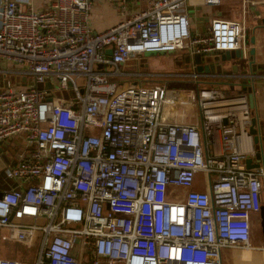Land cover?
Instances as JSON below:
<instances>
[{
    "label": "built area",
    "instance_id": "obj_1",
    "mask_svg": "<svg viewBox=\"0 0 264 264\" xmlns=\"http://www.w3.org/2000/svg\"><path fill=\"white\" fill-rule=\"evenodd\" d=\"M108 1L120 18L95 31L92 0H0V143L22 144L1 168L0 229L26 248L4 245L0 231V264L28 260L37 229L32 264H221L224 249L263 253L253 229L264 168L246 167L233 147L249 122L246 99L243 111L222 109L213 104L238 97L171 80L118 86L140 74L119 68L129 57L242 46V20L213 13L198 32L187 3L220 0Z\"/></svg>",
    "mask_w": 264,
    "mask_h": 264
},
{
    "label": "crops",
    "instance_id": "obj_2",
    "mask_svg": "<svg viewBox=\"0 0 264 264\" xmlns=\"http://www.w3.org/2000/svg\"><path fill=\"white\" fill-rule=\"evenodd\" d=\"M30 3L33 7H39L44 5L46 0H30ZM192 3H187L192 30L202 31L208 24L210 16L216 13L218 16L234 19H239L238 16L240 15V20H242L244 29L247 30L248 35L253 34V41L248 42L243 47L245 54L251 58L250 71L246 72V74H251V77H247L246 81L249 90L251 89L252 91L254 104L249 110L256 115L258 123L264 126V78L258 76L259 73L264 71V0H220L219 5L216 7L198 2V4ZM118 18H120V15L111 2L108 0H92L89 11V25L91 29L95 31L103 30L117 21ZM196 20L200 21L198 25L200 29L195 27ZM250 49H253L252 53H248ZM238 63L235 58L221 61L218 57L211 61H203L200 65L207 64L209 70L208 72L201 70L199 73L202 75H199V77H205L204 81L210 80L213 84L217 85L219 89H215L221 93L227 90L245 93L246 89L238 85V83L240 84L239 81L243 79V77H238L241 69ZM232 66L235 67V70H232ZM171 81L176 82L177 80ZM178 82L182 83L181 81ZM190 83L193 84L194 82ZM233 147L237 151H243L246 156V152L250 151L249 137L243 133L234 136ZM21 149L22 144L17 141V138L4 140L0 143L1 188L9 186V179L1 172V168L5 163L6 153L12 154L9 163H15L17 160L16 152ZM256 241L258 240L256 239ZM11 242L17 241L12 240ZM5 254L7 255L8 253ZM262 256L263 253L258 251L242 254L241 251L224 249L222 251L221 264H264Z\"/></svg>",
    "mask_w": 264,
    "mask_h": 264
},
{
    "label": "rangeland",
    "instance_id": "obj_3",
    "mask_svg": "<svg viewBox=\"0 0 264 264\" xmlns=\"http://www.w3.org/2000/svg\"><path fill=\"white\" fill-rule=\"evenodd\" d=\"M240 15L238 16V20H240ZM199 20H196L195 27L197 29L199 25ZM177 52H145L143 54H140L136 57H129L127 58L123 64L119 66L122 70H137L140 74L138 75H121L118 79V86L122 85L123 82H131V80L135 79L138 81H144V82H152V81H169V80H177L176 82H172L171 85L179 86V87H191L193 86L194 89L197 88H216L219 89L217 85L213 84L210 80L204 81L205 77L197 76L194 77L193 73H199L201 70L198 69V65H200L203 61H211L212 59H215L218 55H220V51H215L213 53H201V52H193L191 53L187 49L183 50H176ZM7 67V66H6ZM156 72H177L180 74L185 75H179L174 78H171L169 76H161V75H155ZM2 78V77H1ZM178 81H181L180 84ZM186 82V83H184ZM190 82H194L191 84ZM197 82V83H196ZM241 84V80L239 81ZM1 90V87H0ZM54 93L56 95H63L64 97L67 96L66 90H55ZM243 93V92H240ZM223 97H229V96H236L238 92L234 90H227L226 92H223ZM198 110V109H197ZM198 118L199 113L197 112ZM20 136L17 137L19 139ZM203 183V176L201 173L198 174V178L195 179V187H199ZM0 231L7 237H4L3 243L11 248L14 249H21L23 251L26 250L24 244L22 242H11L12 239L8 238L9 236V230L8 229H0ZM255 236H257L259 239L261 237L260 234V226L258 222H255L254 229H253ZM41 231L39 229L35 230L34 237L32 239V247L30 248V254L28 260H22L20 264H32L31 262L34 260L35 257V249L38 243V236H40ZM10 241V242H9ZM21 256L23 258V254L21 253Z\"/></svg>",
    "mask_w": 264,
    "mask_h": 264
},
{
    "label": "water",
    "instance_id": "obj_4",
    "mask_svg": "<svg viewBox=\"0 0 264 264\" xmlns=\"http://www.w3.org/2000/svg\"><path fill=\"white\" fill-rule=\"evenodd\" d=\"M264 22V21H263ZM253 41V34L248 35L247 30L244 29L243 32V40H242V46L238 48H234L232 50H224L220 52V55L217 57L221 60H228L230 58H235L237 60L240 66V73L238 77H243L241 79V86L246 89L245 93H240L234 97H241L244 96L247 105L249 108L253 107V95L251 89L248 88V83L246 81V78L249 77L246 72L250 71V64H251V58L245 54L243 47H245L248 42ZM107 53H110V49H106ZM253 49H250L248 53H252ZM220 64V63H219ZM198 69L202 70L204 72H208L209 67L207 64L198 65ZM232 70H235V67L232 66ZM0 75V85L6 82V78H1ZM19 77L17 76H10L9 81L13 83L14 81H17ZM21 80L24 79V77H20ZM27 82H31L30 77L27 78ZM51 83L44 82L43 87H50ZM226 98H233V96H229ZM222 123L226 124L227 119L223 118ZM243 133L247 137H249L250 141V151L246 152V156L243 159V162L246 167H263L264 168V126L258 123L256 115L253 114L251 110H249V122L247 125H244L243 128L237 132V134ZM258 217H259V226H260V234L261 238L264 242V203H261L259 206L258 211ZM263 260H264V252H263Z\"/></svg>",
    "mask_w": 264,
    "mask_h": 264
},
{
    "label": "bare ground",
    "instance_id": "obj_5",
    "mask_svg": "<svg viewBox=\"0 0 264 264\" xmlns=\"http://www.w3.org/2000/svg\"><path fill=\"white\" fill-rule=\"evenodd\" d=\"M205 95L208 97L209 96V94L208 93H205ZM244 96H241V97H238V98H233V99H227V100H223V101H221V102H218V101H216L215 103L216 104H213V105H218V104H222V109H224L223 107H224V105H226V104H228V103H231V102H239L240 104H241V108H242V111H243V109H244V105L246 104V101L244 100ZM213 100H205V103H210V102H212ZM237 115L240 117L241 115H242V112H240L239 114H238V112H237ZM205 122H207L208 124H212V123H215L216 122V116H213V115H211V116H208V118L205 120Z\"/></svg>",
    "mask_w": 264,
    "mask_h": 264
}]
</instances>
